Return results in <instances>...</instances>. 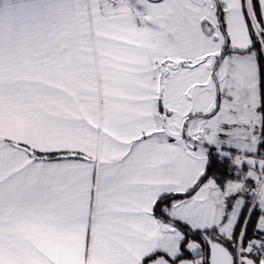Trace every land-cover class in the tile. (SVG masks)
I'll list each match as a JSON object with an SVG mask.
<instances>
[{"label":"snow or ice","instance_id":"obj_1","mask_svg":"<svg viewBox=\"0 0 264 264\" xmlns=\"http://www.w3.org/2000/svg\"><path fill=\"white\" fill-rule=\"evenodd\" d=\"M0 264H264V0H0Z\"/></svg>","mask_w":264,"mask_h":264}]
</instances>
